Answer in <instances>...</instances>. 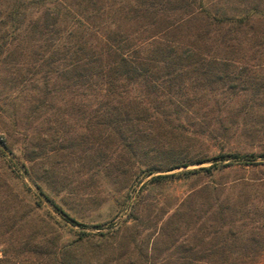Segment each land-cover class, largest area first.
<instances>
[{
	"label": "rangeland",
	"instance_id": "obj_1",
	"mask_svg": "<svg viewBox=\"0 0 264 264\" xmlns=\"http://www.w3.org/2000/svg\"><path fill=\"white\" fill-rule=\"evenodd\" d=\"M217 1L235 12L230 7L236 0ZM15 68L0 66L2 264H50L46 258L52 256L67 264H264V246L220 247L228 226L244 236L240 207L261 212L252 223L264 228L263 92L209 105L204 117L205 108L199 109L198 119L182 114L173 122L176 130H163L164 144L182 150L190 162L231 151L255 155L250 164L227 159L211 176L148 183L211 161L141 173L139 157H120L124 148L106 138L108 130L86 122L94 105L81 104L91 98L41 92L39 74L21 82ZM50 202L78 224L63 219ZM221 210L239 216L232 220Z\"/></svg>",
	"mask_w": 264,
	"mask_h": 264
},
{
	"label": "trees",
	"instance_id": "obj_2",
	"mask_svg": "<svg viewBox=\"0 0 264 264\" xmlns=\"http://www.w3.org/2000/svg\"><path fill=\"white\" fill-rule=\"evenodd\" d=\"M234 5L235 12H228L225 1L217 0H0V66L9 71L25 64L15 68L18 80L39 74L41 92L91 98L81 104L94 105L86 122L108 130L106 138L113 136L124 148L120 157H139L141 173L211 161L155 175L148 183L211 176L222 169L223 160L248 165L255 155L226 151L190 162L182 150L164 144L163 130H176L173 122L182 114L198 119L199 109L205 108L207 116L209 105L241 93L264 94V0H236ZM119 161L118 167L123 165ZM50 203L63 219L78 224ZM239 211L240 216L219 212L232 220L239 216L245 227L242 237L241 230L228 226L220 247H263L264 228L252 223L262 213Z\"/></svg>",
	"mask_w": 264,
	"mask_h": 264
}]
</instances>
